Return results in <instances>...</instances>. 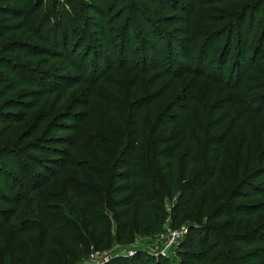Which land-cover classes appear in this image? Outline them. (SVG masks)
Here are the masks:
<instances>
[{
    "label": "rangeland",
    "instance_id": "obj_1",
    "mask_svg": "<svg viewBox=\"0 0 264 264\" xmlns=\"http://www.w3.org/2000/svg\"><path fill=\"white\" fill-rule=\"evenodd\" d=\"M19 1L0 5V264L12 244L28 264H264V0Z\"/></svg>",
    "mask_w": 264,
    "mask_h": 264
},
{
    "label": "trees",
    "instance_id": "obj_2",
    "mask_svg": "<svg viewBox=\"0 0 264 264\" xmlns=\"http://www.w3.org/2000/svg\"><path fill=\"white\" fill-rule=\"evenodd\" d=\"M143 1H145V3H147V4H152V1L151 0H143ZM9 2L11 3V5H15V7H16L17 10L21 9L22 7H24L23 4H21V2L19 0H0V5H5V4L9 3ZM159 3H162V0H159ZM172 3L173 2H171V5H172ZM93 4H94L93 2H88V5H90V7H92L91 5H93ZM259 6H261V4ZM1 7L2 6H0V10H3L4 8H1ZM172 10H173V14H171L170 16H168L170 18V20H172V22L168 23V25H170V26L171 25H177V23H180L181 15L183 14L182 9H180L179 5H177V4H175L173 6V9ZM256 13H257L256 15H258V12H256ZM246 17L247 18L249 17L248 14L243 13V15L241 17V21L242 22H240L241 23V28H242V35H243V44H242L241 50H240L241 52L242 51H245V48L244 47H245V45L247 43V40H248L249 35L252 32V29L251 28L253 27V24H254V21H255L254 18H257L255 16V17H253L251 19V21L247 20V25L249 26V29L247 28V30H246V29H244V25L246 24ZM10 21H12V22H22V18L20 16L16 15V17L15 16H12L10 18ZM98 22H94L93 23L94 27H100V24ZM248 22L250 24H248ZM97 33H101V32L98 30ZM99 35H101V34H99ZM146 39L149 41L152 38L149 37V36H146ZM60 43H61V41H60ZM225 55H228V52ZM5 71H7V70H5ZM8 73L11 75V71L10 70H8ZM8 109H10V108H8ZM2 114H7V112L5 111ZM8 114L10 115L11 113L8 112ZM170 159L171 158H169V156L162 157V160H166L167 163H168L167 164V167H165L166 173H165V175L163 177V182H164V185H165V187L167 189L168 194H170L172 192V190H173V177H172V174L170 172V164H171V160ZM218 159H219L218 158V154H216L212 158L211 164L213 165V167L218 162ZM213 167H211V170H210V172L208 174V177H210V178L213 175L212 174ZM122 171H124V170L123 169H120V170H118L117 173L120 174ZM127 181H128L127 175H125L121 179L116 180V185L113 188L115 189V192H116L115 193V196L117 197V199H119V197L121 195H125V193L128 191L129 188H128V182ZM121 182H122V184H120ZM199 187H202V188H205L206 187V179H201L199 181ZM244 189L245 188H242L241 187L238 190V193H239V195L241 197H242V194H244V192H243ZM188 194L190 196H193L194 195L192 190L189 191ZM239 195L237 194V192H233L231 194L234 203H235V201H237ZM246 195H248V196H246L248 198L254 196L252 194H246ZM259 198H261L262 200H264V195H261ZM133 200H134L133 198H120V200H118L117 203L114 205V207H118L119 209H123V211L121 213V218L123 219L122 222H121L122 225H125L127 223L128 213H129V210H130V207H131V204H132ZM24 205H25V207H27L28 209H30L32 204H31V202L27 201V202H25ZM135 205L137 207H139V208H143L138 201H136V204ZM240 205L243 206V208L246 207V210L253 208V206H258V204L251 205V206L243 205V204H240ZM175 208H178L179 209L180 208V205L178 203H176L175 204ZM179 210H181V208ZM258 211H260V210H257L255 212H249L248 214L250 216H252V215H255V213H257ZM240 215L243 216V213L240 214ZM219 217H221V214L220 213L215 212L213 214V218H219ZM233 237L234 238H232V241L231 242L234 245L238 246V247H240V246L242 247L241 238L240 237H237V236H233ZM83 244H84V252L83 253L81 252L80 255H81L82 258H85V257L88 256V245H87V243L85 241H83ZM192 247L193 246L191 244L184 245L183 246V250L180 251V253L187 254V253H189V251H190V249ZM40 249H41V247H40ZM11 255L14 258V264H28L25 261V259L22 257L21 252L16 248L15 244H12V246H11ZM113 261L115 263H117V264H126V263H129V260L127 258H117V259H114ZM247 261H251V259H247Z\"/></svg>",
    "mask_w": 264,
    "mask_h": 264
},
{
    "label": "built area",
    "instance_id": "obj_3",
    "mask_svg": "<svg viewBox=\"0 0 264 264\" xmlns=\"http://www.w3.org/2000/svg\"><path fill=\"white\" fill-rule=\"evenodd\" d=\"M179 233L177 232H170L168 235H167V241H166V244L164 246V249L165 250H168L172 245L173 243H175L176 239L179 237Z\"/></svg>",
    "mask_w": 264,
    "mask_h": 264
}]
</instances>
